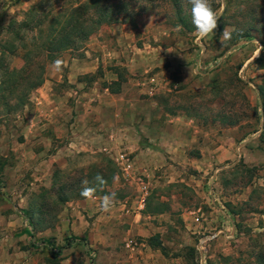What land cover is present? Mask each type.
<instances>
[{
    "label": "rangeland",
    "instance_id": "374dc122",
    "mask_svg": "<svg viewBox=\"0 0 264 264\" xmlns=\"http://www.w3.org/2000/svg\"><path fill=\"white\" fill-rule=\"evenodd\" d=\"M90 1L0 0V241L12 252L15 233L23 252L12 264H264V0H210L220 22L204 38L187 0ZM73 17L80 30L56 51L64 33L51 29ZM151 78L171 125L193 135L133 133L129 148L108 125L123 118L78 100H142ZM148 242L157 257H135Z\"/></svg>",
    "mask_w": 264,
    "mask_h": 264
},
{
    "label": "crops",
    "instance_id": "0c3cea01",
    "mask_svg": "<svg viewBox=\"0 0 264 264\" xmlns=\"http://www.w3.org/2000/svg\"><path fill=\"white\" fill-rule=\"evenodd\" d=\"M72 83L75 84L74 81ZM142 85L148 91V94H146L142 100L138 97L133 98L132 96L134 94H131L129 96L118 94L117 98L109 99L107 97L105 98L103 94H100V93H99L100 97H98V95L89 96L86 92H82V94L78 96L79 97L78 100L85 102L88 105V107L91 109L95 108V105H96V108L100 107L101 109L107 111L106 113H108L109 116H111L109 120L112 117L123 118L120 121L114 120L115 122H112L110 120L111 124H108V125L111 128H113L112 132H114L116 129L119 128L118 132L124 135L122 142L128 144L129 148H135V149L140 148L138 145L136 147H133L130 143H127L130 140L129 135L133 133L140 135L141 132L146 131L149 133L152 132L156 134L157 137L158 135H161V134L169 135L172 133L193 135L192 127H189V126L177 127V126L171 125V123L173 122V119H172L173 116L171 115L169 116L163 113V111L161 110V107H159L158 100H155L153 98L155 94L158 92V89H157L158 85H160L157 80L151 78L150 80L145 81ZM103 89L105 90L106 88H103ZM141 91L143 93H146L145 90H141ZM111 97H113V95H111ZM115 100L120 101V103L119 104L114 103V102H117ZM92 103L94 104L93 107H91ZM162 115L165 117L163 120H161ZM128 117L131 118L130 122L129 120L127 121L124 120L125 118L128 119ZM179 120L181 123H184L185 119L184 117H181ZM105 121L102 122L100 127H102L104 124H107ZM104 126L106 127L104 128L105 130H107V127H109L107 125H104ZM152 140L154 141L153 138ZM154 145L156 148L154 146H149V148L153 151H157V149L158 151H161L160 149H161L162 143L160 140L156 138ZM24 235L26 234H23L22 236ZM7 237L9 239V241L7 242L10 246H12L13 250L12 252H9V250L11 249L3 250L4 245H2L1 243L2 241H0V264H12V261H11L12 258L22 256V253H23L20 250V248H18V243H17L18 239L16 238L15 233H10L9 236ZM147 249H148V253L146 252L144 254L141 252L140 256H137V254H135V257H157L156 255L153 254L154 249L152 250V246L150 245L149 242L147 243ZM1 250H3L4 252L2 253ZM17 252L20 255H18ZM62 262L63 261H61V264Z\"/></svg>",
    "mask_w": 264,
    "mask_h": 264
},
{
    "label": "clouds",
    "instance_id": "9594fccd",
    "mask_svg": "<svg viewBox=\"0 0 264 264\" xmlns=\"http://www.w3.org/2000/svg\"><path fill=\"white\" fill-rule=\"evenodd\" d=\"M187 2L191 5V21L196 30V34L200 38H204L211 34L217 27L219 17L217 16L216 12L213 10L210 0H187ZM230 32L227 28L222 33V39H230ZM63 61L57 59L53 62V68L57 71L61 70L63 65ZM96 180L99 184H104L105 181L102 177L97 176ZM83 184L85 185L80 195L87 200L94 199V193L96 191L95 188L88 187L87 181H84ZM113 195H106L101 200V209L104 212H108L112 206Z\"/></svg>",
    "mask_w": 264,
    "mask_h": 264
},
{
    "label": "trees",
    "instance_id": "16d2710c",
    "mask_svg": "<svg viewBox=\"0 0 264 264\" xmlns=\"http://www.w3.org/2000/svg\"><path fill=\"white\" fill-rule=\"evenodd\" d=\"M95 1V0H94ZM94 2H93V0H91L90 1V4H93ZM92 7V6H91ZM77 11H79V10H74V12H72L71 14H72V16H73V14L75 13V14H77ZM81 11V10H80ZM88 11V9H85V11H84V13L85 12H87ZM86 14V13H85ZM59 19H60V17H59ZM73 20H75V18L73 17V18H71V19H66V22L65 23H63V22H61L60 20V22H58L57 23V25H54V27L51 29V31H52V34H54L53 35V37H56V36H58V35H56V30H57V28H59V27H62V29H61V33H64V35L63 36H61V37H59V38H57V39H53V41L54 42H52V45H53V47L52 48H54V49H56V51L58 50V51H62V50H64L67 46H69L70 45V43H71V40H70V36H72V34H74V33H76V32H78L77 30H80L79 28H77V26L76 25H73L74 24V22H73ZM220 21H218V23H219ZM61 23V24H60ZM48 40H52L51 38L49 39H47V41ZM48 44H50V43H48ZM47 44V45H48ZM1 87V86H0ZM261 115H262V118H263V121H264V101L261 103ZM263 131H264V125H263ZM30 220V219H29ZM30 221H32L33 222V217H32V214H31V220ZM31 222V223H32ZM73 239H76V237L75 238H73ZM80 241L81 242H83L84 241V239L83 240H81L80 239ZM151 246H152V244H150ZM262 260V259H261ZM263 261H264V259H263Z\"/></svg>",
    "mask_w": 264,
    "mask_h": 264
},
{
    "label": "built area",
    "instance_id": "2783aa9c",
    "mask_svg": "<svg viewBox=\"0 0 264 264\" xmlns=\"http://www.w3.org/2000/svg\"><path fill=\"white\" fill-rule=\"evenodd\" d=\"M117 163L118 166L120 167V169L122 170V172H124L126 175H128L130 173V171L132 170L133 167V161L131 160V158L129 157L128 154L126 153H119L117 156ZM80 241V239L76 238L70 239V243L71 244H78ZM133 244V240H128V242L126 243V247H131V245Z\"/></svg>",
    "mask_w": 264,
    "mask_h": 264
}]
</instances>
